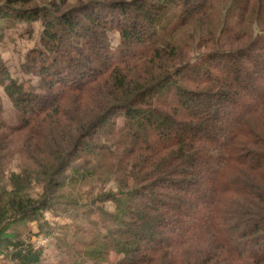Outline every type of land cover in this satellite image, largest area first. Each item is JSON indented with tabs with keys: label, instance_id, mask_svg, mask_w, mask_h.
<instances>
[{
	"label": "trees",
	"instance_id": "obj_1",
	"mask_svg": "<svg viewBox=\"0 0 264 264\" xmlns=\"http://www.w3.org/2000/svg\"><path fill=\"white\" fill-rule=\"evenodd\" d=\"M145 1L16 12L41 19L29 71L42 85H6L19 122L0 117V138L29 131L20 152L38 151L45 193L112 179L100 202L114 210L87 241L96 262L114 251L112 264H264V0H151L142 13ZM197 47L208 51L195 60ZM49 201L11 202L19 221H39ZM6 250L16 264L43 252L0 238Z\"/></svg>",
	"mask_w": 264,
	"mask_h": 264
},
{
	"label": "rangeland",
	"instance_id": "obj_2",
	"mask_svg": "<svg viewBox=\"0 0 264 264\" xmlns=\"http://www.w3.org/2000/svg\"><path fill=\"white\" fill-rule=\"evenodd\" d=\"M98 1L114 4L116 1L131 0H0V60L7 70V76L0 82V117L7 125L18 124L19 112L6 91V85L15 81L30 92L41 91L42 85L40 74L36 70L29 71L34 68L30 62L33 52L42 49L41 19L37 17L35 20L25 21L16 19V14L41 11L53 18L67 11H78L82 6ZM145 2L147 3L142 13L155 8L149 7L148 3L151 0ZM216 5L222 7L223 0H218ZM218 12L219 8L215 16ZM137 17L143 23L147 22L143 14L139 13ZM197 23L198 21L196 27ZM147 27L150 29V24ZM190 28L194 26L181 28L177 35L186 36ZM203 30L204 27H197L198 32L201 33ZM106 38L108 44L117 49L121 39L119 33L110 30L106 33ZM207 51L208 48L197 47L192 49L190 55L194 54L197 60ZM124 122V117L119 116L116 119V127L122 129ZM28 133L29 131L23 130L10 137L0 138V238H20L31 244L34 249L41 247L42 258L36 264L117 262L121 254L114 251L109 254V262L92 260L88 256L92 249L87 245V241L94 233L104 231L102 223L105 216L101 219V211L111 213L114 210L112 201L101 203L100 199L104 192L115 189V183L112 179L95 177L73 188L68 187L57 193H45L50 185L47 183L48 176L42 175V170L38 168V151L31 149L30 154L20 152L21 148L27 149L24 140L25 138L28 140ZM42 197L50 198V208L44 210L39 221L38 218L33 221L17 219L18 216L14 214L16 209L12 207L11 201L17 205L28 200L38 202ZM0 264L16 262L10 258L6 250L0 254Z\"/></svg>",
	"mask_w": 264,
	"mask_h": 264
}]
</instances>
